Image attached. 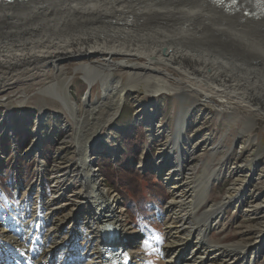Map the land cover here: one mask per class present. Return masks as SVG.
I'll list each match as a JSON object with an SVG mask.
<instances>
[{
    "label": "bare ground",
    "instance_id": "obj_1",
    "mask_svg": "<svg viewBox=\"0 0 264 264\" xmlns=\"http://www.w3.org/2000/svg\"><path fill=\"white\" fill-rule=\"evenodd\" d=\"M84 55L102 60L75 69L84 71L90 90L107 72L127 74L124 86L112 80L94 103L84 96L89 108L81 118L69 92L72 79L60 65ZM115 56L143 63L110 65ZM140 84L148 95H179L190 107L217 101V112L243 122L240 135L249 132L264 118V0H0V103L14 97L21 107L31 97L53 95L70 120L79 173L75 190L74 181L60 175L52 178L51 195L42 176L28 190L17 186L23 199L15 210L0 211V264H124L125 258L144 264L130 253L138 234L120 220L115 199L96 182L91 158L94 141L126 92ZM21 86L26 94L7 97ZM104 106L92 123V110ZM183 108L167 154L156 165L169 191L161 218L166 241L155 242L159 264H256L264 228L249 247L208 237L247 188L246 178L237 176L245 165L235 163L225 174L232 182L224 195L208 201L227 154L221 151L216 168L205 165L207 175L183 169L182 134L190 112ZM253 142L248 138L240 149ZM211 151L212 158L218 148Z\"/></svg>",
    "mask_w": 264,
    "mask_h": 264
},
{
    "label": "rangeland",
    "instance_id": "obj_2",
    "mask_svg": "<svg viewBox=\"0 0 264 264\" xmlns=\"http://www.w3.org/2000/svg\"><path fill=\"white\" fill-rule=\"evenodd\" d=\"M86 57L78 56L60 65L64 68L65 75L72 79L69 92L72 101L79 107L81 118L89 108L83 103L86 99L84 96H88L90 102L94 103L95 99H100L102 90L109 86L112 80L119 79L120 86H124L127 74L121 69L107 72L104 78L99 79L100 83L97 81L90 90L84 78V71L75 69L82 65L101 63L102 60ZM121 62L127 65L142 64L143 60L115 56L110 59L109 64ZM50 70L48 78L55 79L54 69ZM150 77L152 76L148 78ZM22 89H9L7 97L28 92L26 87ZM149 92L145 93L141 84L127 91L118 112L100 132L91 149L96 182L115 199L117 212H121L120 220L128 225L131 232L138 234L131 255L139 258L144 264H159L163 260L158 254L155 242L166 241L167 233L161 218L169 191L162 174L157 173L156 165L159 155L167 154L165 147L174 132L179 114L184 111V106L189 108L190 112L182 134L186 162L183 169L198 176L207 175L208 168H205V165L216 168L222 160V153L227 154L221 179L207 190L208 201H217L224 195L232 182V178L225 174L235 163L245 165L237 176L246 178L247 188L235 204L225 209L221 223L218 224L219 228L210 229L208 237L217 244L238 243L249 247L256 234L264 228V205L262 210L255 209L256 204H261L262 200L264 203V118H258L249 132L240 135L243 122H232L226 113L217 112V101H214V105L199 103L190 107L179 95L165 93L153 96L148 95ZM43 97L44 100L31 97L30 102L21 107L16 105L17 100L14 97L6 103L8 105L0 103V211L15 210V205L23 199L24 192L19 191L17 186H24L25 190H28L41 176L48 195L54 190L50 185L56 175L64 176L68 183L74 181L72 189H78L79 178L74 179L78 173V164L70 120L60 104L54 101L53 95L49 93ZM105 107L90 109L97 111L93 112L96 115L90 119L93 120L92 123L100 119ZM88 133L81 132V135L84 137ZM250 137L254 142L245 150L240 149L242 143ZM130 145H134V151L136 150L130 168L135 169L139 175L151 173L163 188L162 193L158 192L157 190L161 189L157 188L150 194L146 183L140 181L139 186L143 192L140 202L132 200L131 194L124 192L123 187H120L119 193L116 192V180L112 183L114 186H109L106 182L108 177L106 180L103 178L107 172L118 169L122 150ZM214 146L218 151L211 158ZM144 156L151 158V162L145 163ZM171 163H175V160ZM262 235L263 244L256 253V264H264V231Z\"/></svg>",
    "mask_w": 264,
    "mask_h": 264
},
{
    "label": "trees",
    "instance_id": "obj_3",
    "mask_svg": "<svg viewBox=\"0 0 264 264\" xmlns=\"http://www.w3.org/2000/svg\"><path fill=\"white\" fill-rule=\"evenodd\" d=\"M136 151V150H135ZM134 151V145L127 146L122 150V159L119 160L118 169L116 171L111 170L104 175V179L107 178V183L109 186H114L112 183L116 180L117 185H115L116 192L119 193L121 190L120 187L125 188L123 191H128L131 194L132 200L136 199L140 202L141 197H143V192L140 189L139 183L140 181H143L146 183V188L148 190V193L151 194L152 190H155L157 188L161 190H157L158 192L162 193V186L159 182L155 180L153 175L151 173L145 172L143 175H139V173L135 170L130 168L133 161V153ZM145 163L151 162V158L149 159L147 156L143 157ZM148 196H150L148 194ZM138 202V203H139Z\"/></svg>",
    "mask_w": 264,
    "mask_h": 264
}]
</instances>
